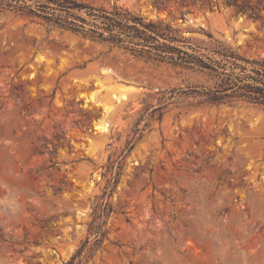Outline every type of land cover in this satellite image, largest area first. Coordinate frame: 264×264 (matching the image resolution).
Returning a JSON list of instances; mask_svg holds the SVG:
<instances>
[{"label": "rangeland", "instance_id": "1", "mask_svg": "<svg viewBox=\"0 0 264 264\" xmlns=\"http://www.w3.org/2000/svg\"><path fill=\"white\" fill-rule=\"evenodd\" d=\"M78 1L159 23L214 69L0 11V201L17 204L0 203V264H67L87 239L80 264H264V110L158 92L214 89L239 73L217 53L249 73L264 59V0ZM93 93L113 104L107 117ZM103 120L108 132L96 129ZM111 173L106 234L94 243Z\"/></svg>", "mask_w": 264, "mask_h": 264}, {"label": "trees", "instance_id": "2", "mask_svg": "<svg viewBox=\"0 0 264 264\" xmlns=\"http://www.w3.org/2000/svg\"><path fill=\"white\" fill-rule=\"evenodd\" d=\"M229 2L238 7L237 0ZM7 10L20 11L22 16H36L49 26L121 47L135 57H140L143 53L149 54L154 50L161 61L168 60L174 65L179 64L201 70L214 69L209 59L205 60L202 55L197 54L199 51L197 46L186 44L174 46L175 43L180 42V39L170 35L167 28H162L159 23H144L121 9L115 8L108 12L94 9L78 0H0V11ZM159 41L162 43L159 44ZM185 49H188L190 53ZM217 54L226 60H232V65L240 69L239 73H223L224 79L214 89L187 88L185 91L182 89L158 91L169 95L165 102L177 94H201L205 98L202 103L209 106L244 102L264 110V59L259 63H253L257 66H252L249 73L241 74L246 70V67L236 64V62L242 61L240 58ZM165 102L163 101L153 108L147 116L152 117L154 114H160ZM143 119L144 115L136 123L133 137L126 143L125 152L132 149L137 136L140 135L141 130L137 126ZM124 151L121 156H124ZM115 166V164H110L109 171L114 170ZM117 168L119 167L117 166ZM118 174L111 173L106 190L100 197L94 211V218L89 225L88 231L90 235L94 236V243H100L105 237V219L111 211L108 198L117 182ZM88 245L87 239L67 264H80Z\"/></svg>", "mask_w": 264, "mask_h": 264}, {"label": "bare ground", "instance_id": "3", "mask_svg": "<svg viewBox=\"0 0 264 264\" xmlns=\"http://www.w3.org/2000/svg\"><path fill=\"white\" fill-rule=\"evenodd\" d=\"M113 100L115 99L116 102H120L121 100H125L127 98L126 94H121L120 96L114 95L112 96ZM90 101L97 103V105L102 106L103 107V116L107 117V115L112 111V103L108 104V103H103L102 101H98L96 99V93H93L90 96ZM107 127H109V123L105 120L101 121L100 123L96 124V129L101 131V132H108Z\"/></svg>", "mask_w": 264, "mask_h": 264}, {"label": "clouds", "instance_id": "4", "mask_svg": "<svg viewBox=\"0 0 264 264\" xmlns=\"http://www.w3.org/2000/svg\"><path fill=\"white\" fill-rule=\"evenodd\" d=\"M0 203H5L10 210H14L17 207L15 197H9L6 201H0Z\"/></svg>", "mask_w": 264, "mask_h": 264}]
</instances>
